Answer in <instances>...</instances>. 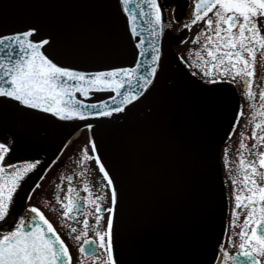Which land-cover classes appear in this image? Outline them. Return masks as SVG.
<instances>
[{
    "label": "flooded vegetation",
    "instance_id": "flooded-vegetation-1",
    "mask_svg": "<svg viewBox=\"0 0 264 264\" xmlns=\"http://www.w3.org/2000/svg\"><path fill=\"white\" fill-rule=\"evenodd\" d=\"M38 1L0 0V15ZM161 1L174 71L148 112L116 123L139 132L162 121V176L136 169L110 193L67 190L61 206L70 215L63 221L54 205L53 228L69 264H264V238L254 236L264 220V0H213L198 10L197 0ZM118 40L105 43V55ZM46 149L41 179L49 172L57 181L59 164L70 166L75 153L69 145ZM140 188L162 208L149 207ZM17 206L0 240L33 213L11 231ZM154 220L163 225L148 227ZM14 257L0 249V264H19Z\"/></svg>",
    "mask_w": 264,
    "mask_h": 264
},
{
    "label": "water",
    "instance_id": "water-1",
    "mask_svg": "<svg viewBox=\"0 0 264 264\" xmlns=\"http://www.w3.org/2000/svg\"><path fill=\"white\" fill-rule=\"evenodd\" d=\"M104 1L106 21L98 0H39L0 15L2 126L56 144L75 127L139 116L161 97L173 71L161 0ZM114 35L118 53L109 58L102 48ZM140 193L149 207H161ZM254 231L263 237L264 221ZM22 244L32 250L27 264H69L55 231L37 215L0 247Z\"/></svg>",
    "mask_w": 264,
    "mask_h": 264
},
{
    "label": "rangeland",
    "instance_id": "rangeland-1",
    "mask_svg": "<svg viewBox=\"0 0 264 264\" xmlns=\"http://www.w3.org/2000/svg\"><path fill=\"white\" fill-rule=\"evenodd\" d=\"M110 124L84 128L66 144L61 142V145L71 147L76 159L68 167L67 163L59 164L57 181H51L49 172L41 179L42 160L47 149L35 145L29 138L5 131L4 127L0 131V230L4 229L9 208L16 205L18 216L11 231L26 219L29 211L54 221L57 212L51 208L55 209L56 205L61 219L67 221L70 214L61 206L67 190H79L86 197L102 191L110 193L111 187L114 186L113 191H116L117 184L125 181L127 177H124H130L136 169L162 176L161 145L164 138L157 133L162 121L135 133L128 130L131 125ZM84 150L87 154L78 159V153ZM68 174H72L73 179H68ZM57 193L59 200L55 198Z\"/></svg>",
    "mask_w": 264,
    "mask_h": 264
},
{
    "label": "bare ground",
    "instance_id": "bare-ground-1",
    "mask_svg": "<svg viewBox=\"0 0 264 264\" xmlns=\"http://www.w3.org/2000/svg\"><path fill=\"white\" fill-rule=\"evenodd\" d=\"M3 123H6V122L3 121ZM79 129H80V127H75V130L73 129L74 131L72 130V131L69 133L70 136H72V135H73V137H74V136H77V134H78V132H79ZM69 134H68V135H69Z\"/></svg>",
    "mask_w": 264,
    "mask_h": 264
}]
</instances>
